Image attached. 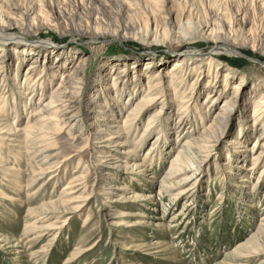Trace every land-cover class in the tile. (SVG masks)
Instances as JSON below:
<instances>
[{
    "label": "rangeland",
    "instance_id": "rangeland-1",
    "mask_svg": "<svg viewBox=\"0 0 264 264\" xmlns=\"http://www.w3.org/2000/svg\"><path fill=\"white\" fill-rule=\"evenodd\" d=\"M180 1L159 0L161 4L154 14L147 19H138L127 11L126 7L122 11L121 1L115 3L107 0H0V18L4 21L9 20V24L4 27L5 33L22 37L24 44L49 41L57 46L56 51L64 49L68 52L66 70L56 71L54 81L49 82L47 89L54 85L62 74H70L80 58L87 57L81 66L84 70L81 86L74 93L80 109L79 119L74 122L75 129L61 130L55 135L56 141L63 147L62 152L55 156L58 157L57 168L60 166L58 169L53 167V156L45 158L44 155L38 156L30 148L24 151L18 147L20 154L14 151L6 152L5 148H10L0 137V171L5 173L3 175L0 172V235L15 239L18 244L17 247H8V244L0 246V264H260L264 260V231H258L259 221L264 215V171L261 176L259 174L264 159L249 178L253 190L246 193L249 188H242L240 185L241 177L249 174L247 169L250 163L249 153L246 150L256 137L263 136L264 141V126H261L264 116L252 126L249 116L252 99L264 88L261 87L264 85V52L257 51L258 49L250 45L253 38L256 43L260 42L261 31L264 33L261 8L252 7L250 0H218L215 9L221 11L224 21L236 28L242 27L243 34L239 37V42L244 36L249 38V42L237 47L238 53L233 54L226 51L222 41L205 40L194 32L189 34V30H185L184 26L180 28L181 22L190 16L187 8L180 5ZM243 13H246V19L242 23ZM202 14L203 11L201 19L194 18L195 21L202 22L205 18ZM22 18L24 21L34 23L29 26L22 25L20 21ZM124 24L133 29L124 34L119 30L124 28ZM144 28L152 33L145 36ZM45 48L43 45L39 46L40 56L37 57L41 61L37 60L34 63L38 69H34L32 77L41 76L43 73L42 60L46 61L44 64L46 66H50V62L56 60L55 53L44 51ZM212 49L217 50L212 56L219 60L221 68L217 71L219 73L216 81L211 78L212 76L208 78L209 67L199 61L202 57L204 60L205 54ZM191 50L197 52L193 56L196 59L193 58L194 62L190 67L194 68L187 72L185 81L177 79L178 74L170 78L169 72L174 64V56L179 55L178 52ZM16 54L20 53L7 54L6 70L0 78V81L2 79L6 83L3 86L8 103L14 93L15 101L27 100V94L23 96L16 93V87L12 85L11 80L14 74L20 79L24 78L26 66L32 59H28L25 54L17 59ZM198 63L200 67L195 66ZM227 67L232 68L233 72L229 75L231 79H224L223 74ZM153 75L159 78L147 84V78L150 79ZM240 76L244 77L245 86L241 88L238 85L237 88H233L240 81ZM40 78V81H43L44 76ZM100 79L102 84L97 85ZM135 79L140 92L144 94L150 85L149 91L153 96L157 95L149 110L140 114L137 130L142 132L149 113L155 112L156 123L152 126L151 135L140 147L135 148L137 155H126L130 150L128 146H119L117 143H113L111 147L106 146L105 139L110 137L108 133L114 130L110 122L114 120L110 121L111 117L107 114L109 110L105 113L108 125L95 119L99 117L100 110L96 107V102L91 100V94L96 92L110 97L109 95L114 92L112 81L115 87H120L123 83H134ZM212 84H215V87L211 86ZM256 84L261 89L255 90ZM39 91L34 93L35 98L40 96V94L37 96L41 92ZM126 92L128 91L122 95L123 101ZM208 92L212 96L218 95L215 104L211 105L212 108L203 102ZM48 94L49 90L43 92L36 107L41 105ZM224 99L228 100L226 104L230 107L228 119L226 118L221 129L213 133L215 140L212 139L207 145L212 147L199 149L193 162L196 171L166 176L170 160L175 154V146L172 149L169 146L178 135L174 129L167 133V139L162 138L152 146V156L148 155L145 158V168L142 169L146 171L143 175L139 172L140 168L131 171L125 167L126 159L129 161L143 158L156 136L161 137L163 130L176 126L175 122L184 115L188 123L184 122L182 127H186V131L191 128V133L188 132L193 135L200 132ZM179 101L188 103L179 104ZM115 105L119 108L120 102ZM36 107L25 110L26 115H23L17 124L23 125L27 118L34 122ZM181 109L185 110L180 112ZM124 112L125 108L118 114L115 111L111 114L120 119ZM70 114L73 113L67 116ZM101 118L104 119L102 116ZM92 123L94 126H91ZM115 123L117 125L118 122ZM79 127L83 129L80 130ZM93 132L96 134H92ZM239 132L242 135L238 140L243 149L238 158L233 153V156L235 155L233 160L226 154L234 150L236 144L232 142L236 143ZM189 133L180 134L178 140L181 136L187 137ZM96 137L101 139L92 140ZM133 137H137V132H134ZM87 140H89L87 148L79 152ZM19 141L21 142L18 140L16 143ZM27 144L28 142L24 143V146ZM241 145L236 146L238 148ZM108 150L114 156L105 157L107 153L104 151ZM159 150L162 152L159 153ZM98 154L101 157H98L100 161L96 163L95 156ZM5 156L9 164L4 163ZM43 158L47 160L51 173L40 176L39 181L52 173L56 174L51 178L50 184L32 196L29 190L36 186L26 182L36 179L33 170L37 171L44 166L39 163ZM105 160L113 161L112 165H105ZM117 164H120L119 167ZM10 166L16 170L4 169ZM85 166L88 174L82 171ZM227 169L232 173H227ZM79 173L86 174L88 181L84 197L79 198L82 201L78 203L83 205L79 212L75 210L71 213L56 214L53 218L55 214L46 215L32 210L41 202L60 197L64 192V184ZM188 175H191L189 183L183 185L188 186V191L183 195L174 194L173 198L172 194L179 189L173 185L168 186L167 188L171 189L167 190L160 187L161 183L173 184ZM162 179L163 182L160 183ZM19 183L25 184L27 189L17 187ZM94 183L95 189L90 193L92 197L84 200ZM245 184L249 185L247 182ZM102 186H110L108 188L110 197L119 194L121 192L119 188L122 186H127L131 188L126 191L128 194L135 190L136 193L143 192L150 198L145 202L129 200L108 203L110 206L116 205L110 207L101 204L104 196L96 195L97 189ZM49 192L52 194L47 196ZM47 216L50 218L45 219ZM65 216L68 217L65 221L68 222L66 226L62 225ZM85 216L88 221L84 220ZM40 218L41 221H38ZM144 219L148 223H144ZM51 222H55V226L61 228L57 236L53 238L52 230L45 231L44 234L46 232L48 234L41 236L39 226ZM154 224L158 227H154ZM244 241L247 242L242 252L247 253L245 255L248 257L231 260L225 256L236 243ZM171 244L174 245L175 251L168 249L167 246ZM122 245L125 248H122ZM18 247L22 251L13 254ZM256 250L262 253L256 255L254 253ZM249 251L251 252L248 253Z\"/></svg>",
    "mask_w": 264,
    "mask_h": 264
},
{
    "label": "bare ground",
    "instance_id": "bare-ground-1",
    "mask_svg": "<svg viewBox=\"0 0 264 264\" xmlns=\"http://www.w3.org/2000/svg\"><path fill=\"white\" fill-rule=\"evenodd\" d=\"M107 1H113L115 3L121 1L122 8H123L122 11L126 7L127 11L131 12L132 15L138 19H141V18L147 19V17L151 16L157 11V9L159 8L161 4V2L159 3V0H107ZM217 2L218 0H181L179 2L180 5H182L183 8H187V11L189 13L188 15L190 16L186 20H183L181 22L180 28L184 26L185 30L186 29L187 31L189 30L188 31L189 34L194 32L197 35L203 37L205 40L211 39V40H214V42L222 41L224 42L226 51L233 53V54H237L238 53L237 47L244 46L246 43L249 42L248 41L249 38L247 39L244 36L241 38L242 41L239 42L238 39H240L239 37H241L243 34L242 27L239 26L238 28H236V26L232 24H227L224 21V15L220 13L221 11L219 12L215 9V5L217 4ZM250 2H251L252 7L257 8L255 6H258L261 8L260 15L262 14V18L264 19V0H250ZM257 3L258 5H256ZM202 11H203V14H202L203 17L205 16L204 20L202 22H199L197 20L195 21L194 18L196 19L198 17L200 18ZM24 15L27 16V13H25ZM220 16H222L223 18H221ZM24 18L28 19L27 17H24ZM24 18L20 19L22 25L26 24L29 26V24L32 25L34 23L33 21H29V20L24 21L23 20ZM242 19H243L242 20V23H243L246 19V13H243ZM7 24H9V20L4 21L2 18H0V78L2 76L1 74L5 72L6 70V66H5L6 59L5 58L7 57V54L9 52L20 53V54H16L17 59L21 58L25 54V56H27L28 59H32V62L27 64L26 69L24 71V75H23L24 78L20 79L18 76L14 74V78L11 80L12 85L16 87L15 89L17 91L16 93L22 94V95L27 94L26 101H22V102L15 101L14 100L15 93H14L13 96H11L12 97L11 101L8 103V101L6 100V94L4 91L5 88L3 86L6 83H4L5 81H3L2 79L0 81L2 85V87H0V137L4 141V144L9 146L10 149H7L5 147H2V148H5L6 152L14 151L15 153H18V154H20V152L18 151V147L23 148L24 151H27L28 148H30L32 149L33 152H36L38 156L44 155V158L53 156L54 157L52 161V163H54L53 167L57 168V165L59 164V162H58V157L55 158V156H57L59 153L62 152L63 147L59 145V143L56 141L55 135H57L56 133H59L61 130L72 131L75 129L74 122L78 121L79 119L80 109H79V106L77 105V102H76L77 97L75 98L74 93L81 86V81L83 80V77H84V70H83V67L81 66L87 57L84 56L83 58H80L70 74H67V73L62 74L60 79L54 85H52L50 88L47 89V85L49 84V82L54 81L53 79H54V74L56 73V71L66 70L65 64L68 60L67 59L68 52L64 51V49L56 51L57 46L49 41H37V42H29V43L27 42L24 44V42L22 41L23 40L22 37L5 33L4 27ZM225 24L228 25L227 28ZM127 26L128 25L124 24V28L119 29V30H122L123 33L126 34L128 30L133 29ZM145 28H144L145 36H149L152 32H150L149 29H145ZM153 30H155V27ZM161 34L164 35L163 32ZM260 36H262L260 42L256 43L253 38L252 41H250V45L254 49H258L257 51L260 50L264 52V33L263 31H261ZM154 38H156V36H154ZM42 45L46 47L44 51H48L49 53H52V52L55 53L54 56L56 57V60L53 62H50V66L44 65L46 61L42 60L43 64L41 66L42 68L41 71L43 73L41 74V76L39 75V76L32 77L31 74H33L34 69H38L34 65V63H36L37 60L41 61L39 60L37 56H40L39 46H42ZM216 51H217L216 49H212L208 54H205L204 60H203V57L200 58L199 60L200 62H204L209 67L210 74L208 75V78L212 76L211 78H214L215 81L217 80L216 77L218 76V73H219L217 71L221 69L219 68V60L215 59V57L212 56V54H214ZM196 53L197 52L193 50L187 51V52L186 51L178 52L179 55L174 56L175 58L174 64L171 67L170 72H169L170 78H173L174 76L178 74V76H176L177 79L180 78L181 82L185 81L184 78L187 72L190 71L192 68H194V66L193 67H190V66L194 62L192 61L193 58L196 59V57H193ZM41 58L44 59L43 55H41ZM196 65L199 66L200 63L195 64V66ZM232 72H233L232 68L227 67L223 74L224 79H228V78L231 79L232 77H229V75ZM4 75L6 74L4 73ZM233 75L234 74H231V76ZM25 76L28 78H25ZM40 77L43 78V81H40L41 80ZM158 78H159L158 76H154V75L150 76V79L147 78L148 81L146 80L147 84H149L150 81H153ZM239 79L240 81L238 82L237 85L233 86V88H237L238 85H240L241 88L245 86L244 77L240 76ZM97 83H99L97 85H101L102 84L101 79L97 81ZM111 84L114 87V92L112 93V95H109L110 97H108V95H104V94L101 95L96 92L91 94V100H94L96 102V107L99 108L100 110L98 112L99 117L98 118L95 116L94 117L100 123L102 124L104 123V125H108V122L105 119V116H106L105 113L107 110H109L107 111V114L108 116L111 117L110 121L114 120L113 122H110L111 127H114V130L108 133V136L110 137L105 139L106 146L111 147L113 143L114 144L117 143V145L119 146H128L130 147V150L128 151L126 150L127 151L126 155H129V154L137 155L136 154L137 151L135 148L140 147L143 144V142L147 139V137L151 135L152 126H154L156 123L155 112L149 113L147 115L146 122H145L142 132H139L137 130L138 129L137 128L138 118L143 111L149 110L150 108L149 106L153 103V100L155 99L157 95L153 96L151 91H149L150 85L147 86V91L144 94L140 92L139 88H137L136 79L134 83L133 82L130 84L123 83L122 86L120 87H115V85L113 84V81L111 82ZM257 84L254 85V89L255 90L261 89V88H258ZM211 86L215 87V84H212ZM261 87H264V85H261ZM36 90L37 91L40 90L41 92L39 91L40 93H38L37 96L39 94L40 96L35 98L36 95L34 93L37 92ZM47 90H49V94L47 98H45L42 101L39 107H36L39 98L41 97V95H43V92ZM125 91H128V92H126L127 93L125 95L126 98L123 101L122 95L125 93ZM217 96L218 95L212 96L208 92L203 102L205 101V105L208 103L207 105L212 108L213 104H215ZM97 99L98 101H96ZM32 100L34 101L32 102ZM118 101L120 102L119 108H117V106L115 105L117 104ZM182 102H184L185 104L188 103L186 101H179L178 103L180 104ZM226 103H228L227 99L222 100L221 104L218 105L217 109L212 114V117L210 118L209 123L205 127H203L200 130V132H198L195 135L190 134L191 128L190 130H188L190 132L189 133L188 131H186V127L185 128L182 127V124L186 122V119H185L186 115H184L180 120L178 119L175 122L176 126H170L169 130H163L161 137L159 135L156 136L154 141L151 143L149 150L146 151L143 158L141 159L134 158L129 161L126 159V161H124L125 167L129 168L131 171H135L140 168L139 172L142 173L143 175V173L146 171L142 169V168H145L144 167L145 158L148 155L152 156V152H151L152 146L158 141H160L162 138L167 139V136H168L167 133H169L171 129H174L178 132V135L176 136L174 142L169 143V146H170V149H172V147L175 146V154L173 158L170 160L169 169H168L169 172L166 174V176L184 174V171H192V170L196 171V169H194L193 162L195 161V158L197 157L199 149L202 150L203 148L212 147V145H209V146L207 145L210 143L212 139H214L213 133L215 134V131L217 129H221V127H223V123H225V120L229 113L228 111L230 109V107ZM34 107L37 108L36 111H34V116H36L35 121L32 122L31 119L27 118L23 125H18L17 123L19 122L20 118L23 115H26L24 111L30 110L31 108H34ZM108 107H110L111 110ZM120 107L122 108L120 109ZM123 108H125V112L122 118L117 119L113 117L114 115L113 113L111 114V112L115 111L118 114ZM4 110H6V112ZM184 110L185 109L183 110L181 109L179 111L183 112ZM30 112L31 111H28V113ZM69 113H73V114H70L67 116V114ZM101 116L104 117V119H102ZM249 116L251 119L250 121L251 126L259 122L260 119L264 116V88L262 92L257 93L252 99L251 104H250ZM115 122H118L117 125ZM187 123L188 122H186L185 124ZM91 126H94V123H92ZM261 126H264V122L261 124ZM78 129L81 130L83 128L79 127ZM242 129H240V132ZM99 130L102 131L103 129H99ZM134 132H137L136 138H134L135 136L133 137ZM184 132L189 133V135L185 138L184 136L183 137L181 136L180 140H178V138L180 137V134ZM240 132L237 133V137L235 141L236 143L232 142V144L241 145L240 141L238 140V137L242 135L240 134ZM92 134H96V133L93 132ZM71 135H75V134H71ZM217 137L219 138L220 136H217ZM17 139L21 140V142L19 141L18 143H16L18 141ZM100 139H101L100 137L92 138V140H96V141H99ZM262 141H263V136H261L260 138L256 137L252 141L249 149L246 148L247 146L245 147L247 149L246 151L249 153L248 161L250 163L247 166V169H249V174L243 175L241 177L240 185H242V188L243 187L249 188V191L246 193H250L253 190V187H250L249 178L251 177L252 173L256 171V169L258 168V165H260L264 159L263 158L264 157V141L263 142ZM27 142H28L27 146H24V143L26 144ZM21 143L23 145H20ZM88 143H89V140H87L82 146V148L78 151L79 152L84 151L87 148ZM236 145L234 146V150L232 151L230 150L226 154L233 160L235 158L234 157L235 155L233 156V153H235L236 158H238L241 156L240 153H241V150L243 149L242 145L238 147L240 149H238ZM237 150L239 153H237ZM104 152L107 153L105 157L114 156V154H112V152L109 150L104 151ZM158 152L161 153L162 150L161 151L159 150ZM75 154L76 153H74V155ZM98 157H101L100 154H98L97 157L95 156L96 163L100 161ZM44 158L39 161V163L44 166L41 168H38L37 171L33 170L35 174L34 176L36 177V179L28 180L29 182H26V184H35L36 186L34 189L31 190L30 188L29 190V192L31 191L30 194H32V196L36 194L38 191H40L41 189H43V187H45L47 184H50L51 178L55 177L54 175L56 174V173L55 174L52 173L44 180L39 181L40 176L51 173L49 166H47V160ZM112 158L115 159V157H112ZM4 159H5L4 163L9 164V161L7 160L6 156L4 157ZM114 162H117V161H114ZM112 163L113 161L109 162L107 160H105L104 162L105 165H109V164L112 165ZM119 165L120 164H117V167H119ZM59 167L60 166H58V168ZM4 169L16 170L15 168H12V166L4 168ZM82 171H85V173L88 174L87 173L88 171L86 170V166L84 167V170ZM263 171H264V163L259 172L260 176L262 175ZM1 173L5 175L4 172H1ZM227 173H232V172L231 170L227 169ZM86 174L82 175L81 173H79V175L72 177L71 179L68 180V182L64 184L63 186L64 192L61 194L60 197H57L54 200H50V201L46 200L44 202H41L39 206L33 208L32 210L39 211L41 212V214H46V215L55 214L53 218H55L56 214L71 213L75 210L79 212L83 208V205L78 203L82 201L79 198L84 197L86 193V189H87V184H88V181L86 180ZM190 176L191 175L181 177L180 180L174 182L173 184H169V185H166L165 183H161L163 182V179H162V181H160L161 183L160 187L161 189H166V190L171 189V188H167L170 185H173V187L175 186V188L176 187L179 188L177 189L176 193L172 194V197L175 198L174 194L183 195L185 192L188 191L187 190L188 186H183V185L184 183H189L188 179L190 178ZM29 178L31 179V177ZM38 181L40 183H38ZM77 181L79 182L76 183L75 185H71L72 183H75ZM246 182L249 183V185H246L245 184ZM181 185L183 187L180 188ZM17 187L19 188L26 187L24 189H27V186L22 183H19ZM109 187L110 186L108 187L102 186L100 187V189H97L98 191L96 195L104 196V199L101 200L102 205L106 204L110 206V204L108 203L127 202L129 200L145 202L150 198L149 195H145L143 194V192L136 193L135 190L131 191V193L128 194L126 191H129L131 188H128L127 186H122L121 188H119V190L121 191L119 194H117L116 196L110 197V190H108ZM94 189H95V183L92 184L91 191L86 196V198H84V200L90 199L92 197L90 193ZM51 194L52 193L49 192L47 196H50ZM115 206L116 205H113L110 207H115ZM143 207H145V205ZM114 211H117V210L115 209ZM65 217H63L64 222L62 225L66 226L68 225V222H65V221L67 220L68 217L66 218ZM142 217H144V214ZM47 218H50V217L47 216L45 219ZM37 220L41 221V218ZM84 220L88 221L89 219L87 218V216H85ZM144 223H148V222L144 219ZM54 226H55V222L41 224L39 226L41 229L40 231L42 232L41 236L43 235L46 236L48 234V232L44 234L45 231L52 230L53 238H55L61 228H57L56 226L55 227ZM153 226L158 227L157 224H154ZM24 227L26 228V226ZM259 230L264 231V215L261 217L259 221L258 231ZM245 242L247 241L236 243L234 248H232L230 251H227L225 253V256L229 257L231 260H234L236 258L248 257L245 255L247 253L242 252L243 248L245 247ZM4 244L6 245L8 244V247L9 246L13 247V246L18 245L15 239L12 240L9 237L0 235V246L3 247ZM173 246L174 245L171 244L167 247L168 249L175 251V249H173ZM121 247L125 248L123 245ZM136 249H138V245L136 246ZM257 250L259 251V248H257ZM257 250L256 252H254L256 253V255L259 253H262L261 251L258 252ZM21 251L22 250H20L18 247L13 252V254L20 253ZM250 252L251 251H249L248 253ZM260 264H264V260L261 261Z\"/></svg>",
    "mask_w": 264,
    "mask_h": 264
}]
</instances>
